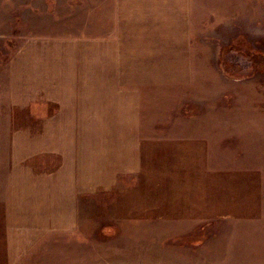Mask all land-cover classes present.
<instances>
[{"label":"crops","instance_id":"crops-1","mask_svg":"<svg viewBox=\"0 0 264 264\" xmlns=\"http://www.w3.org/2000/svg\"><path fill=\"white\" fill-rule=\"evenodd\" d=\"M226 4L96 0L89 28L23 39L0 70V103L31 116L8 142L21 256L43 235L72 232L91 195L116 194L127 218L138 206L162 219L178 218L181 209V217L185 211L186 220H198L207 155L197 123L167 121L165 96L182 82L173 73L189 68L182 60L191 39L210 30L200 15L210 21L214 7ZM204 170L211 185H222L214 176L226 174Z\"/></svg>","mask_w":264,"mask_h":264},{"label":"rangeland","instance_id":"rangeland-1","mask_svg":"<svg viewBox=\"0 0 264 264\" xmlns=\"http://www.w3.org/2000/svg\"><path fill=\"white\" fill-rule=\"evenodd\" d=\"M218 1L227 4L215 6L210 21L200 15L210 30L191 39L182 60L189 68L173 73L182 82L165 96L167 121L197 123L200 153L207 155L199 167L198 220H186L185 211L181 217V209L178 218L162 219L157 209L138 206L127 209L135 215L127 218L113 202L116 194L91 195L72 232L43 235L21 256L8 142L31 116L0 103V264H264V0ZM95 4L0 0V70L26 36L89 28ZM204 168L226 174L214 176L222 185H211Z\"/></svg>","mask_w":264,"mask_h":264}]
</instances>
